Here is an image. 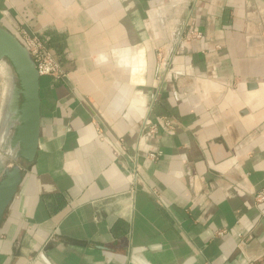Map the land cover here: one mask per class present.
<instances>
[{
    "label": "crops",
    "instance_id": "crops-1",
    "mask_svg": "<svg viewBox=\"0 0 264 264\" xmlns=\"http://www.w3.org/2000/svg\"><path fill=\"white\" fill-rule=\"evenodd\" d=\"M0 26L66 73L0 264H264V0H0Z\"/></svg>",
    "mask_w": 264,
    "mask_h": 264
},
{
    "label": "water",
    "instance_id": "water-1",
    "mask_svg": "<svg viewBox=\"0 0 264 264\" xmlns=\"http://www.w3.org/2000/svg\"><path fill=\"white\" fill-rule=\"evenodd\" d=\"M9 74L0 117V229L24 180L23 167L32 165L39 151L41 75L29 50L16 35L0 26V62Z\"/></svg>",
    "mask_w": 264,
    "mask_h": 264
},
{
    "label": "built area",
    "instance_id": "built-area-1",
    "mask_svg": "<svg viewBox=\"0 0 264 264\" xmlns=\"http://www.w3.org/2000/svg\"><path fill=\"white\" fill-rule=\"evenodd\" d=\"M189 32L192 33L191 30H189ZM17 38L31 53L41 76H49L56 80L66 77L64 67L58 58V55L37 33L21 29ZM164 126L167 128H173L175 123L168 118H165ZM145 127H147L148 132L151 134H155L158 131V126L152 124L150 120L145 121ZM151 157L156 158L157 156L152 154ZM256 199L258 202H264V189L258 192Z\"/></svg>",
    "mask_w": 264,
    "mask_h": 264
},
{
    "label": "rangeland",
    "instance_id": "rangeland-1",
    "mask_svg": "<svg viewBox=\"0 0 264 264\" xmlns=\"http://www.w3.org/2000/svg\"><path fill=\"white\" fill-rule=\"evenodd\" d=\"M11 72H12V69H11L10 64L6 60L1 61L0 62V117H1L3 104H4L5 89L7 87L9 74ZM134 92L129 97L132 98Z\"/></svg>",
    "mask_w": 264,
    "mask_h": 264
}]
</instances>
